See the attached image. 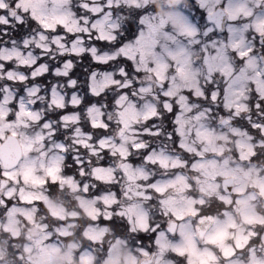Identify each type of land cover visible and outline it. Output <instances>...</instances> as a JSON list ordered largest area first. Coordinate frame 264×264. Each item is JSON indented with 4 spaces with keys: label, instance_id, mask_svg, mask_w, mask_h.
Instances as JSON below:
<instances>
[{
    "label": "clouds",
    "instance_id": "obj_1",
    "mask_svg": "<svg viewBox=\"0 0 264 264\" xmlns=\"http://www.w3.org/2000/svg\"><path fill=\"white\" fill-rule=\"evenodd\" d=\"M0 264H264V0H0Z\"/></svg>",
    "mask_w": 264,
    "mask_h": 264
}]
</instances>
